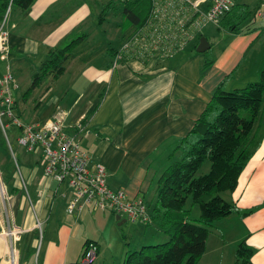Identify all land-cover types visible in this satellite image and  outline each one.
I'll return each mask as SVG.
<instances>
[{"label": "crops", "instance_id": "crops-1", "mask_svg": "<svg viewBox=\"0 0 264 264\" xmlns=\"http://www.w3.org/2000/svg\"><path fill=\"white\" fill-rule=\"evenodd\" d=\"M7 1L0 0V20L4 15L2 7ZM70 6L64 0H36L27 12L16 6L22 17L13 16L11 7L7 63L13 72L25 67L29 69L30 63H37L41 70L52 50L85 36L68 61L77 57V50L88 43L94 33L81 34L88 16H84L83 9L77 11ZM257 28L249 27L248 31H254H247V36H241V31L237 34L229 32L231 39L235 40L219 54L215 52L204 59L187 57L175 62L157 55L148 63L134 59L124 61L125 58L116 63L109 51L115 47L104 37L101 49L88 51L86 59H80L86 64L79 75L74 76V83L77 79L84 80V88L78 92L81 99L74 102L78 105L84 101L80 105L79 117H47L44 123H38L62 121L69 134L75 132L73 127L78 122L84 123L87 133L81 135L82 148L94 162L105 166L108 186L115 191L126 190L130 197L146 203L153 182L159 180L167 168L179 162L171 164V161L184 157L183 141L190 136L217 88L222 86L225 91L236 86L237 89L244 88L259 80L264 70V55L257 51V47L264 36V28L262 32ZM126 38L119 41L120 47L115 48L117 51L122 49ZM216 48L211 43L209 50L215 51ZM27 62L28 66H25ZM88 62H92L94 68ZM72 68L76 69L75 64ZM91 71L95 74L91 75ZM93 80L98 81L96 85L101 89L87 97L86 89ZM28 97L25 94L24 101ZM41 103L37 104V109L45 106ZM14 104L15 109L18 107L17 99ZM263 112L262 107L261 114ZM262 116L264 125V114ZM193 137H189L190 143L195 142ZM19 167L21 174L16 169L13 178L11 174L5 176L2 172L10 185L6 199L0 197V264H12L9 259L11 249L15 252L17 264H76L82 260L88 241L98 243V255L92 264H100L102 257L114 248L109 243L104 245L100 231L93 229V224L99 221L96 212L85 210L69 215L67 203L70 192L66 197H60L62 186L45 175L39 156L36 160L23 158ZM232 195V203L238 212L233 214L235 217L231 215L221 220L214 228L220 234L219 240L214 242V252L222 255L221 248L226 242L219 224L226 221L229 225L236 221L234 227L239 226V229L226 251L229 257L235 260L237 247L246 242L253 250L252 263L264 264V126L261 144L241 174ZM155 199L154 190L152 200L155 202ZM103 220L114 225L108 216ZM38 222L42 224V236L37 228ZM13 225L21 228L23 233L11 242L4 234ZM210 235L204 256L209 250ZM128 253L126 250L124 256Z\"/></svg>", "mask_w": 264, "mask_h": 264}, {"label": "trees", "instance_id": "trees-1", "mask_svg": "<svg viewBox=\"0 0 264 264\" xmlns=\"http://www.w3.org/2000/svg\"><path fill=\"white\" fill-rule=\"evenodd\" d=\"M35 1L8 0L2 10L5 14L11 4L23 11H29ZM122 3L125 5L127 21L136 28L142 26L147 18L142 22L133 8L139 7L144 0H122ZM250 14L249 6L235 4L219 26L237 34L241 31L240 22ZM104 15L101 14L99 24L105 21ZM3 19L2 16L0 22ZM84 39L85 36H80L63 48L52 50L40 72L34 74L33 83L26 95L37 89L47 76L53 75L55 79L60 77L66 70L65 63ZM109 51L113 53L112 57L120 53L115 48H110ZM132 59L135 60L127 57L124 61ZM138 59L148 63L152 57ZM263 104L264 70L258 81L244 88L230 92L225 91L222 86L217 88L189 136L198 139L193 143L189 142V137L183 141L186 150L184 157L162 173L158 180L153 212L150 215L147 212L148 219L144 223L167 231L171 236L170 241L144 246L140 251L131 252L122 264H200L215 223L238 212L236 205L223 197V193L235 192L241 174L261 144ZM243 111L246 112L245 115H242ZM207 160L211 163L210 172L197 176ZM190 200L200 208L198 219H190V211L187 209ZM91 244L99 247L98 243L88 241L84 246L83 256ZM252 258V248L246 242L242 243L236 251V264H253Z\"/></svg>", "mask_w": 264, "mask_h": 264}, {"label": "rangeland", "instance_id": "rangeland-1", "mask_svg": "<svg viewBox=\"0 0 264 264\" xmlns=\"http://www.w3.org/2000/svg\"><path fill=\"white\" fill-rule=\"evenodd\" d=\"M64 1L65 3H70L72 5L70 6V8L72 9H74L75 7L77 11H79L80 9L84 10L83 14L84 16H88V19L84 25L83 32H81V34L94 33V36L89 40L88 43H85L83 47L77 50L78 53L77 57L74 59L75 61L70 60L65 63L66 71L63 75H61L58 79H54L53 76H47L43 80L42 84L31 95H29L26 101H24L23 97L32 85L33 76L34 74L39 72L40 66L38 67L37 63H30L31 67L29 69L25 67L21 71L13 72L11 68L8 69V63L0 59V78H2L8 71H12L11 73H13L14 86L13 83L11 86L13 89V99L14 101L15 99H17L18 101V107L13 109V115L14 117H19L18 119L21 124H32L38 122L44 123L48 119L47 117H69L70 119H77V117H79L78 113L80 105L84 101H80L78 105L77 103L74 104V102L77 99H81L78 96V92L80 89L84 88V80L82 81L81 79H77L76 83H74L76 80L74 76L77 74L79 75V72L83 70L86 64L80 59H83L84 61V59H86L85 56L87 55L88 51L101 49L102 38L104 37L110 40L112 46H114L115 48H119V41L122 38L127 37L126 40H124L123 42L126 43L129 35L136 29V27H134V24L127 21L128 19L124 12L125 5L122 3V0ZM236 4H238L239 6L248 5L249 12L251 13L249 16H246L240 22V29L241 32H243L240 33L242 34L241 36L248 35L247 29L249 27H258V32H262L264 28V18L256 17V14L259 12L264 13V0H237ZM133 9H135L136 14L140 17L143 22L147 18L148 13L150 11V1L144 0V3L140 4L139 7H134ZM72 12H74V10ZM103 13L105 14V21H102V24H99L100 16ZM10 14L11 13L9 12L7 15L6 12L3 15L4 20H6V31L9 33V39L11 35L12 22V17H10ZM20 14L22 13L20 12L19 8L13 6V16L22 17V15ZM24 15L26 14L23 13V16ZM251 30L248 32H251ZM202 37L207 38L210 42V45L212 43L217 46L215 51L208 50L205 53L197 52L196 45L199 44V40ZM202 37H199V39H196L195 41L191 42L183 50L178 52L175 56L169 58L171 60H168L170 62H175L181 61L183 58L194 56H200L204 59L206 56L214 55L215 52L217 54L221 53L222 50L228 48L229 45H232V42L235 40L234 38L231 39L232 35L229 32L225 31V29H223L221 26H215L213 24L208 25L204 29ZM257 48V51L260 50L264 55V36L259 40ZM88 63H90L92 68H94V64L92 62ZM24 64L25 66H28V62ZM73 64H75L76 69L72 68ZM90 73L91 75L92 73L95 74V72L92 71ZM96 83L98 84V81L93 80V83L89 85L86 89L87 97L91 96L93 92L99 90L100 86L96 85ZM234 89H237V86L228 88L226 91L230 92ZM87 97H85V101ZM40 101H42L45 106L41 109H37V104ZM245 114L246 112L243 111L242 115ZM263 114H261V117H263ZM2 122L6 126L7 136L0 122V169L1 172L5 173V176L11 174L13 178V174L17 169V163L18 165H21V160L23 162V158L36 160L39 155L29 153L26 149L20 146L18 142V138L20 136L19 126L12 120V118L4 116L2 118ZM9 124L11 125L10 128L8 127ZM257 128L258 124L257 127H255V131ZM197 139L198 137H193V141H196ZM181 158L175 161H171V164L176 161H181ZM210 169L211 163L209 160H207L197 176L208 174L210 172ZM152 178L153 177L151 176L150 181L152 180ZM157 182V179L153 182L152 188L148 192L146 197L145 204L149 215L152 214L153 207L155 204V202L152 200V196L154 194V190L156 191ZM4 183L6 187H9L10 184H8L6 180H4ZM70 191H72V188L65 184L61 187L59 195L61 198L66 197ZM232 196V193H223V197H225L230 202H233ZM187 209L190 211V219L195 220L200 217L201 213L199 206L197 204H192L191 200L187 204ZM95 214L99 217V221L96 224H93V229L95 231H100V233L104 237V245L109 243L111 248H114L113 250H111V252L108 251L104 255V257H102L100 264H122L125 257L129 253L137 250L140 251V249H142V247L144 246H155L164 244L170 241L171 239V236L169 235V233H167V231H162L158 229L156 225H148L144 222L131 223L129 221H126L125 223L120 225V223L116 219V216L111 213L97 211ZM105 216H108L113 221L114 225L111 226L106 223V221L103 220V217ZM233 217H235V215H233ZM230 220L232 219H229V221ZM219 222L221 221L215 223V227L218 225ZM235 225H237L236 221L229 225L226 224V221L224 224H219V226L222 228L220 232L224 233L226 241L224 242L225 247L222 246L221 248V250L224 252L222 255H217L214 252V242H216V240H219L218 238L220 234L219 232L215 231V229H212L208 253L206 256L203 257L200 264H236V259L233 260L232 258L231 260V257H229V254L226 252L228 250L230 242L233 241V238L235 237L236 231L239 229V226L234 227ZM231 233H234V236L231 237ZM103 248L104 250H106L105 247ZM126 250H128L129 253L124 256V252ZM216 251L219 250L216 249Z\"/></svg>", "mask_w": 264, "mask_h": 264}, {"label": "built area", "instance_id": "built-area-1", "mask_svg": "<svg viewBox=\"0 0 264 264\" xmlns=\"http://www.w3.org/2000/svg\"><path fill=\"white\" fill-rule=\"evenodd\" d=\"M151 9L145 23L137 27L124 43L115 57L116 63L131 57L159 55L169 59L183 50L191 42L202 36L208 25L219 26L222 19L233 10L237 0H150ZM10 4L7 15L11 10ZM256 17H264L259 12ZM9 33L6 20L0 23V59L8 62ZM151 59V60H152ZM9 68V67H8ZM14 78L8 71L0 78V122L4 116L12 118L21 128L18 142L29 153L39 155L44 173L59 186L67 184L72 188L67 203V213L73 215L80 211L108 212L125 217L131 223L145 222L147 208L142 199L130 197L126 190H112L108 186V174L104 165L94 162L93 157L81 145V135L87 133L86 126L78 122L69 134L62 121H49L45 124H21L13 115L14 99L12 93ZM14 88V87H13ZM9 127V125H8ZM17 171L21 174L17 163ZM0 197L6 199L7 187L0 169ZM37 228L43 235L41 222ZM23 230L15 225L5 232L12 242L17 240ZM98 255V248L91 244L82 260L76 264H92ZM9 259L17 264L15 252L11 249Z\"/></svg>", "mask_w": 264, "mask_h": 264}, {"label": "water", "instance_id": "water-1", "mask_svg": "<svg viewBox=\"0 0 264 264\" xmlns=\"http://www.w3.org/2000/svg\"><path fill=\"white\" fill-rule=\"evenodd\" d=\"M210 48H211V45H210L208 39L205 38V37H202V38L200 39L199 45H198V47H197V52H198V53H205V52H207ZM116 219H117L118 221H120V225L123 224V223H125V222L127 221V220H125V219L123 220L122 217H121L120 215H118V216L116 217Z\"/></svg>", "mask_w": 264, "mask_h": 264}]
</instances>
